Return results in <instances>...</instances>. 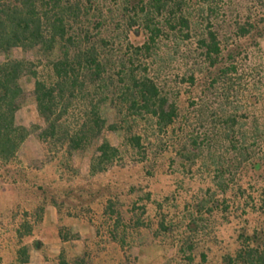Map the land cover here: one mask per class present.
<instances>
[{"label": "trees", "instance_id": "1", "mask_svg": "<svg viewBox=\"0 0 264 264\" xmlns=\"http://www.w3.org/2000/svg\"><path fill=\"white\" fill-rule=\"evenodd\" d=\"M222 1L0 0V53L5 55L0 61V183L19 195L23 191L31 202L24 215H12L20 218V244L33 235L49 204L56 208L62 241L76 237L63 224L65 218L94 229L93 238L84 239L81 255L62 251L58 264H139L134 247L162 251L167 242L157 237L171 238L172 225L157 215L161 204L152 201L149 191L143 194L134 180L105 185L90 180L135 157L147 168L155 160L152 146L179 114L170 84L160 80V73L180 49L186 51L188 42L193 49L189 46L180 56L193 82L202 67H218L224 75L236 70V48L226 49V31L235 40L249 38L254 44L264 38V0H249L240 13L226 11L219 22ZM235 1L228 0V5ZM15 48L32 51L35 58L11 57ZM28 98L34 100L42 126L17 122L16 112ZM108 132L118 144L105 137ZM30 134L42 144L47 162L53 154L59 167L76 175L70 165L74 155L91 153L85 181L34 185L17 157ZM197 225L192 217L187 232L196 231ZM238 238L239 246L223 255L220 264H264V232ZM185 250L190 263L192 245L181 239L178 252ZM24 253L20 248V262Z\"/></svg>", "mask_w": 264, "mask_h": 264}, {"label": "rangeland", "instance_id": "2", "mask_svg": "<svg viewBox=\"0 0 264 264\" xmlns=\"http://www.w3.org/2000/svg\"><path fill=\"white\" fill-rule=\"evenodd\" d=\"M248 1L238 0L228 5V0H223L217 20L220 22L227 12L240 13ZM250 6L253 16L257 15L256 4ZM225 36L226 49H231V45L236 48V70L230 74H219L218 67H202L200 71L195 68L193 82H190L186 73L188 64L180 56L184 48L170 63H165L160 80L170 84V99L175 100L179 114L152 146L151 156L155 160L149 168L137 163L135 157L109 167L90 180L102 185L134 180L143 194L149 191L152 201L161 204L156 212L171 223L169 239L173 241L171 245L168 237L158 235L159 240L167 242L159 253L161 264L167 261L172 264H220L222 256L234 253L241 243L239 235L254 230L264 232V38L254 44L249 38L235 40L228 31ZM187 45L185 53L189 46L190 50L194 46L189 42ZM10 56L35 58L32 51L20 48L13 49ZM4 58L0 53V61ZM26 86L31 90V83ZM16 120L27 127L43 125L31 98L16 112ZM105 137L112 144H118L113 133L108 132ZM17 157L34 185L75 186L85 181L91 153L74 155L70 165L78 171L76 175L73 170L59 167V159L53 154L47 162L42 144L30 134ZM9 187L0 183V192L5 190L17 199L13 198L20 217L29 204L31 207V202L24 199L23 191L19 195ZM18 187L24 190L27 186L19 184ZM154 212L151 210L150 215ZM192 217L198 225L196 231L190 233L186 224ZM181 239L192 245L193 261L190 263L186 260L189 250L183 254L178 252ZM137 247L133 248V253Z\"/></svg>", "mask_w": 264, "mask_h": 264}, {"label": "crops", "instance_id": "3", "mask_svg": "<svg viewBox=\"0 0 264 264\" xmlns=\"http://www.w3.org/2000/svg\"><path fill=\"white\" fill-rule=\"evenodd\" d=\"M13 198L17 200L5 190L0 192V264H58L57 260L62 251H65L67 256H79L84 248V239L94 236L91 227L78 224L72 218H65L63 224L70 227L76 237L62 241L58 235L56 208L48 204L33 235L24 236L20 244L18 218L12 216L17 212ZM22 247L25 248V260L20 262ZM135 250L139 264H160L156 250L152 253L147 246H139Z\"/></svg>", "mask_w": 264, "mask_h": 264}]
</instances>
